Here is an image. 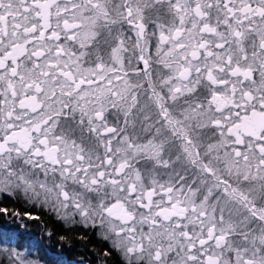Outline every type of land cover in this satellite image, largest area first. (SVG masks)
Returning a JSON list of instances; mask_svg holds the SVG:
<instances>
[{"label": "snow or ice", "instance_id": "obj_1", "mask_svg": "<svg viewBox=\"0 0 264 264\" xmlns=\"http://www.w3.org/2000/svg\"><path fill=\"white\" fill-rule=\"evenodd\" d=\"M0 264H264V0H0Z\"/></svg>", "mask_w": 264, "mask_h": 264}, {"label": "trees", "instance_id": "obj_2", "mask_svg": "<svg viewBox=\"0 0 264 264\" xmlns=\"http://www.w3.org/2000/svg\"><path fill=\"white\" fill-rule=\"evenodd\" d=\"M11 206H12V207H16L17 205L12 204ZM42 219H43V217H42ZM4 247H7V245H4Z\"/></svg>", "mask_w": 264, "mask_h": 264}]
</instances>
